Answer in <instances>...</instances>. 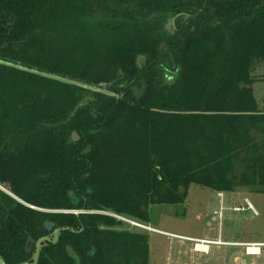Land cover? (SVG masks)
I'll use <instances>...</instances> for the list:
<instances>
[{
	"label": "trees",
	"instance_id": "1",
	"mask_svg": "<svg viewBox=\"0 0 264 264\" xmlns=\"http://www.w3.org/2000/svg\"><path fill=\"white\" fill-rule=\"evenodd\" d=\"M0 61L80 84L0 62L5 264L59 229L37 264H150L127 221L192 185L264 195V0H0Z\"/></svg>",
	"mask_w": 264,
	"mask_h": 264
},
{
	"label": "rangeland",
	"instance_id": "2",
	"mask_svg": "<svg viewBox=\"0 0 264 264\" xmlns=\"http://www.w3.org/2000/svg\"><path fill=\"white\" fill-rule=\"evenodd\" d=\"M253 77L255 97L264 107V63L255 68ZM246 199L252 203L257 215L251 210H232L234 206H246ZM222 206L225 210L221 220ZM152 219L151 224H139L141 227L127 222L129 229L149 234L150 264H240V259L246 264L253 261L259 264L264 261V257L244 256V249L239 246L210 245L209 249L202 247L203 252L195 249L201 240L264 241V195L247 190L224 192L221 201L218 192L192 185L184 205L154 207Z\"/></svg>",
	"mask_w": 264,
	"mask_h": 264
},
{
	"label": "built area",
	"instance_id": "3",
	"mask_svg": "<svg viewBox=\"0 0 264 264\" xmlns=\"http://www.w3.org/2000/svg\"><path fill=\"white\" fill-rule=\"evenodd\" d=\"M219 194V197L221 198V201L223 200V197H224V193L223 192H220L218 193ZM223 210H225V208L222 206L221 207V212L219 213V218L222 220L223 218ZM232 210L234 212H246L248 210H251L255 215L258 214V212L256 211V209L254 208V206L252 205V203L246 199V206H234L232 208ZM129 223H133L134 226H137V227H141V225H139L140 223H137V222H133V221H127ZM210 245H217V246H220V245H228V246H239V247H242L244 249V255L248 258H255V257H260L261 255H263L264 253V243H224V242H221L220 240H201L197 243L196 245V251H202L201 248L204 247V246H207L208 249L210 248ZM206 252V251H205ZM207 252H209L207 250ZM240 264H246L244 260L240 259ZM251 264H255L254 261L251 263Z\"/></svg>",
	"mask_w": 264,
	"mask_h": 264
},
{
	"label": "water",
	"instance_id": "4",
	"mask_svg": "<svg viewBox=\"0 0 264 264\" xmlns=\"http://www.w3.org/2000/svg\"><path fill=\"white\" fill-rule=\"evenodd\" d=\"M176 19H177V18H173L172 20H170V22H169V24H168V29H169V31H170L171 33L174 32V28H173V27H175V25H176V24H175V23H176ZM0 62H1V63H4V62H2V61H0ZM143 62H145V59H144L143 57H140V58H139V63L141 64V63H143ZM4 64H7V65H9V66H15V65H13V64H9V63H4ZM15 67H17V68H19V69H24V70H26V71H30V72L35 73V74H38V75H42V76H44V77H47V78H50V79H53V80H56V81H60V82L68 83V84L80 85V84H78V83H76V82H74V81H71V80H68V79H65V78L57 77V76H54V75H50V74H46V73H42V72H38V71H34V70H29V69H27V68H23V67H20V66H15ZM87 88H89V87H87ZM98 91H101V90H98ZM78 140H80V137H79V135H78L76 132H74V133L72 134V141L76 142V141H78ZM62 230L65 231V230H67V229H62ZM62 230L59 229V230L56 231L54 240H50L49 238H44V239H42L41 241H39V243H38V245H37V251H36V255H35L34 262H33V263H29V264H37V262H38L39 252H40L41 247L43 246V244H44L45 242H53V243H56V242L58 241V238H59V233H60ZM0 264H5L4 261H3L1 258H0Z\"/></svg>",
	"mask_w": 264,
	"mask_h": 264
},
{
	"label": "crops",
	"instance_id": "5",
	"mask_svg": "<svg viewBox=\"0 0 264 264\" xmlns=\"http://www.w3.org/2000/svg\"><path fill=\"white\" fill-rule=\"evenodd\" d=\"M237 243H264V241H250V242L241 241V242H237ZM242 254H243V252H242ZM260 257H264V253ZM260 257H259V259H260ZM223 263H225V262L223 261ZM259 264H264V261L263 262H260Z\"/></svg>",
	"mask_w": 264,
	"mask_h": 264
}]
</instances>
